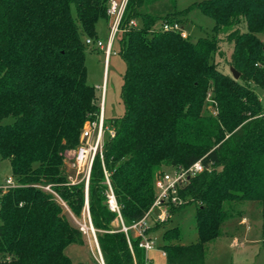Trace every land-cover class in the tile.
Returning <instances> with one entry per match:
<instances>
[{"label": "trees", "instance_id": "obj_1", "mask_svg": "<svg viewBox=\"0 0 264 264\" xmlns=\"http://www.w3.org/2000/svg\"><path fill=\"white\" fill-rule=\"evenodd\" d=\"M108 0H0V160H8L16 186L0 195V264L73 263L64 249L83 243L62 205L39 185L53 186L74 215L85 202L82 183L66 184L65 153L79 143L87 120L99 111L87 82L85 40L107 19ZM147 0H128L118 54L125 63L120 90L124 113L110 118L114 136L103 146V162L126 226L139 221L155 199L161 166L187 168L200 161L178 195L195 204V242L183 244L177 226L161 235L166 264H204L205 245L239 215L226 205L257 201L264 256V108L254 86L264 87V0H201L214 21L212 36L195 40L182 30L151 31L159 20L182 27L192 6L162 16L141 12ZM136 19L138 26H128ZM241 22L246 29L236 28ZM232 44L229 65L214 61L218 35ZM208 96L213 117H203ZM9 123H1L5 117ZM98 154L91 167L87 202L105 264H134L126 234L112 227ZM171 205L168 218L183 205ZM155 223L151 231L162 226ZM138 264L139 238L129 237Z\"/></svg>", "mask_w": 264, "mask_h": 264}, {"label": "rangeland", "instance_id": "obj_2", "mask_svg": "<svg viewBox=\"0 0 264 264\" xmlns=\"http://www.w3.org/2000/svg\"><path fill=\"white\" fill-rule=\"evenodd\" d=\"M199 1L201 0H147L139 10L156 16H162L175 9H183L192 6L187 15L188 20L184 22V31L187 33L188 38L194 40L197 37L206 35L211 37V29L214 25V21L195 7V3ZM96 29L98 31V37L100 39H105L107 36L105 20L99 19ZM119 35L117 39H119ZM259 37L264 43V31L259 33ZM217 38L218 51L214 57L215 64L221 72L232 76L230 65L228 64L232 47L226 41L225 34H219ZM118 49L119 44L118 41H116L112 48L116 53L111 54L107 59L104 56L103 50L92 46H86L85 50L87 82L95 87L98 104H101V102L103 104L105 125L107 126L103 133L102 150L105 140L109 137L108 130L111 129L107 120L110 118H119L124 113L120 90L123 82L125 63L118 54ZM254 91L260 98L264 108V87L254 86ZM215 113L216 109L214 103L211 96H208L205 100L202 116L213 117ZM11 121L12 117L9 116L3 118L1 123H9ZM75 149L76 148L68 150L65 153L64 162L65 172L67 173L66 184L82 183L86 195V190L88 189V185L86 189L85 183L86 171L74 163ZM101 167L105 180V173H107L108 178L110 173L105 168L103 161H101ZM172 168L173 166L169 165L161 166L156 174L161 173V175H163L164 173H170ZM8 176H12L10 173L9 162L8 160H0V182H3ZM12 178L13 184L16 185V178L13 176ZM39 186L56 198V200L62 205L64 209L63 212L67 215L71 224L77 226L82 231L84 239L83 243H71L64 249L65 254L70 260L73 263L86 262L105 264L96 239L95 228L92 226L89 211L87 210L88 202L87 205L86 202H84L79 215H74L67 204L61 200L59 195L53 190V186ZM46 186H50L49 189H44ZM3 192H1L0 195ZM185 202H183V204ZM226 207L232 212H236V210L239 211V215L233 216L225 221L221 226L220 236L215 239V241L205 245L204 264H264V256L261 252V215L259 203L257 201L233 202L226 205ZM169 208L170 207H166L165 209L169 210ZM157 213L158 209H155L152 212L153 216ZM194 213V203L184 204L180 209L176 210L173 215H170L169 220L166 219L162 222V226L153 230L154 235L157 236V245L153 250H150L147 253L144 252V257L147 255L150 264H166L165 256L162 255L160 250L162 242L161 235L166 228L172 226L178 227L180 240L177 242L189 244L196 241L197 233ZM155 223L156 222L148 219V224L151 225V227L154 226ZM112 227L114 229L121 227L120 219L117 216L112 222ZM129 237L135 238V233L130 232ZM132 253L134 264H138L134 256V251Z\"/></svg>", "mask_w": 264, "mask_h": 264}, {"label": "built area", "instance_id": "obj_3", "mask_svg": "<svg viewBox=\"0 0 264 264\" xmlns=\"http://www.w3.org/2000/svg\"><path fill=\"white\" fill-rule=\"evenodd\" d=\"M127 1L128 0H108L106 13L108 17L107 19L109 23V30L107 38L104 41L98 38H87L85 40V44L87 46H92L97 49L103 50L106 59L111 54L116 53L112 50L113 43L118 37L119 33L124 30L121 27V21L126 9ZM127 24L128 26L132 27L138 26V22L136 19L129 20ZM157 30H182L183 36V27L177 21L167 22L164 20H159L151 27V31ZM106 127L107 126L105 125L104 109L101 102V104H99L97 118L95 120H87L83 124L80 131L79 143L74 150V163L82 167L86 171V189L95 156L98 154L101 161H103L102 141L103 133ZM108 133L110 137H113L115 134L114 128L111 127V129L108 130ZM203 170L204 167L202 163L200 161H196L187 168L174 166L170 173H164L163 175H160L155 180L156 194L152 205L139 221L134 222L129 226H126L123 223L120 214V206L115 199L108 175L107 173H105L104 182L107 186V189L105 190L107 205L108 208L111 211L115 212L117 214V217L120 219V230H122L126 234L128 247L131 253L133 252V250L129 239L130 232H134L135 237L139 238L138 246L143 249L144 252L147 253L148 251L153 250L156 247L157 236L154 235L153 231L150 230L151 225L148 224V219L156 223L164 222L168 218V210L165 209L166 207L168 208L171 205H179L185 202V200L178 195V189L184 186L186 184V181L191 176H194ZM13 186H16L13 184V178L12 176H8L5 179L4 183L0 184V193ZM49 187L50 186H46L45 188H43L49 189ZM155 209H158V213L153 216L152 212ZM160 250L162 255L165 256V252L162 249ZM144 264H150L147 255L146 257H144Z\"/></svg>", "mask_w": 264, "mask_h": 264}, {"label": "crops", "instance_id": "obj_4", "mask_svg": "<svg viewBox=\"0 0 264 264\" xmlns=\"http://www.w3.org/2000/svg\"><path fill=\"white\" fill-rule=\"evenodd\" d=\"M183 9H184V8H183ZM175 10H182V9H175ZM187 15H188V14H186L185 16H182V18L188 20ZM103 20H105V22H106L107 35H108V30H109L108 19H103ZM212 20H213V19H212ZM98 21H99V20H98ZM97 23H98V22H97ZM96 26H97V24H96ZM236 28L239 29L240 31H244V30L246 29V27H245V23H244V22H241L239 25L236 26ZM211 31H212V29H211ZM96 33H97V38L100 39V38L98 37V31H97V29H96ZM183 37H188L187 33L184 31V24H183ZM106 38H107V36H106ZM106 38H105V39H106ZM117 38H118V37H117ZM117 38L115 39L113 45L115 44L116 41H118ZM197 38H198V37H197ZM105 39H101V40H105ZM191 40H192V39H191ZM194 40H195V39H194ZM230 45L232 46V44H230ZM6 178H7V177H6ZM6 178H5V179H6ZM4 181H5V180H4ZM4 181H3V182H0V183L2 184V183H4ZM247 229H248V228H247Z\"/></svg>", "mask_w": 264, "mask_h": 264}, {"label": "water", "instance_id": "obj_5", "mask_svg": "<svg viewBox=\"0 0 264 264\" xmlns=\"http://www.w3.org/2000/svg\"><path fill=\"white\" fill-rule=\"evenodd\" d=\"M230 72H231V75L234 79H238L239 78V72H237L235 69H233L232 67H230ZM85 202H86V205H87V190H86V195H85Z\"/></svg>", "mask_w": 264, "mask_h": 264}]
</instances>
